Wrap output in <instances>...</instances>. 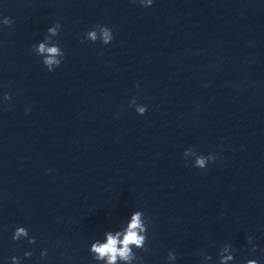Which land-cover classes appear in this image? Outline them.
<instances>
[{
  "label": "clouds",
  "instance_id": "obj_1",
  "mask_svg": "<svg viewBox=\"0 0 264 264\" xmlns=\"http://www.w3.org/2000/svg\"><path fill=\"white\" fill-rule=\"evenodd\" d=\"M133 2H135V0H133ZM139 3L144 7H148L151 6L153 0H139ZM2 24L10 27L13 24V21L9 17H4ZM60 31L61 25L56 23L54 26L47 29V35L44 37V42L33 46L35 53L38 56L43 57L42 62L49 72H52L59 67L65 56V53L59 44L57 42H52L50 39V37L59 36ZM85 39L90 40L93 43L99 40L107 45L114 40V35L112 30L106 25H97L94 30H90L86 33ZM3 100H11V95L5 93ZM133 105H135V111L138 115L142 116L147 112V106L137 104L135 97L131 99L129 104L130 107ZM189 157L194 158V164L192 166L199 169H206L209 163H213L217 159L215 154L210 153L207 156L198 154L191 147L187 148L183 153V158L186 161ZM149 224L150 220L145 217L142 211L134 212L131 216L130 222L123 231H116L115 233L108 232L104 242L96 240L91 243L89 252L92 255V258L97 262H104V264H118V262H122V264H134L136 261H138L139 264H143L142 258L137 256L133 249H139L141 251L147 250L145 245L147 243ZM22 238L27 239L30 244L36 243L35 237L29 235L28 229L25 227H18L14 232L13 240L19 241ZM247 241L252 245V252H256L257 245L252 242V238L247 237ZM235 251L236 249L233 248L231 244H224L223 247H220L218 252V264H229V262L233 261ZM31 255V252L24 253L25 257H31ZM47 255V250L41 252L42 257H46ZM198 255L203 256L205 264L212 259L211 255H208L203 251L199 252ZM176 259V254L173 251H169L167 254L169 264H173ZM11 261L12 264H21L20 258L17 256L11 257ZM245 264H259V261L257 259H248Z\"/></svg>",
  "mask_w": 264,
  "mask_h": 264
}]
</instances>
